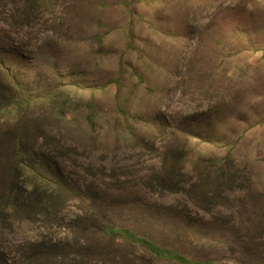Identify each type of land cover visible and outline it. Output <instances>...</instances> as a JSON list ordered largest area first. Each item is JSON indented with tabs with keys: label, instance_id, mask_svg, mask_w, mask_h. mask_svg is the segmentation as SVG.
I'll return each mask as SVG.
<instances>
[{
	"label": "rangeland",
	"instance_id": "obj_1",
	"mask_svg": "<svg viewBox=\"0 0 264 264\" xmlns=\"http://www.w3.org/2000/svg\"><path fill=\"white\" fill-rule=\"evenodd\" d=\"M105 226L264 264V0H0V264H177Z\"/></svg>",
	"mask_w": 264,
	"mask_h": 264
},
{
	"label": "trees",
	"instance_id": "obj_2",
	"mask_svg": "<svg viewBox=\"0 0 264 264\" xmlns=\"http://www.w3.org/2000/svg\"><path fill=\"white\" fill-rule=\"evenodd\" d=\"M20 163L24 164L23 161ZM101 231L108 236L117 235L132 244L145 248L149 250L157 259L167 260L177 264H210V261H208V263L196 262L192 259H189L188 257L178 253L174 248L137 235L132 230L127 228L105 226L101 228Z\"/></svg>",
	"mask_w": 264,
	"mask_h": 264
}]
</instances>
